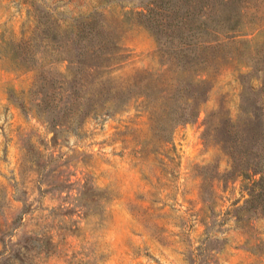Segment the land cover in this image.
<instances>
[{
  "label": "rangeland",
  "instance_id": "374dc122",
  "mask_svg": "<svg viewBox=\"0 0 264 264\" xmlns=\"http://www.w3.org/2000/svg\"><path fill=\"white\" fill-rule=\"evenodd\" d=\"M141 1L96 9L127 54L115 74L163 58L133 21ZM95 3L0 0V264H264V217L234 209L246 196L244 177L227 172L212 127L264 102L256 68L264 66V0L245 8L257 30L237 44V60L206 69L209 89L192 120L165 127L155 122L161 114L150 118L131 101L51 125L33 105L34 59L18 62L15 43L35 25L61 41L63 27ZM42 44L30 40L31 50Z\"/></svg>",
  "mask_w": 264,
  "mask_h": 264
},
{
  "label": "trees",
  "instance_id": "16d2710c",
  "mask_svg": "<svg viewBox=\"0 0 264 264\" xmlns=\"http://www.w3.org/2000/svg\"><path fill=\"white\" fill-rule=\"evenodd\" d=\"M94 1L91 11L74 15L63 27V40H57L58 31L35 25L30 36L15 43L20 46L18 62L34 59L29 64L31 89L37 94L33 105L49 115L51 125L63 115L71 123L91 113L116 112L131 101L150 118L161 114L155 119L160 125L192 120L209 89L206 69L218 60H237V44L251 40L247 35L257 30L243 17L254 0H143L131 10L132 18L153 36L163 57L160 66L115 74L127 54L96 10L112 0ZM32 39L43 44L31 50ZM58 60L66 62L64 72L53 68ZM256 68L263 73L258 79L262 90L264 66ZM242 114L221 115L212 127L228 155L227 172L244 177L246 196L234 209L264 217V102H253Z\"/></svg>",
  "mask_w": 264,
  "mask_h": 264
}]
</instances>
